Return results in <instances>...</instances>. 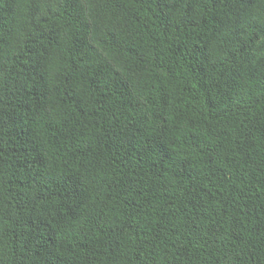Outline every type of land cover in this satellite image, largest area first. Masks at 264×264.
I'll return each instance as SVG.
<instances>
[{"label": "trees", "instance_id": "16d2710c", "mask_svg": "<svg viewBox=\"0 0 264 264\" xmlns=\"http://www.w3.org/2000/svg\"><path fill=\"white\" fill-rule=\"evenodd\" d=\"M0 264H264V0H0Z\"/></svg>", "mask_w": 264, "mask_h": 264}]
</instances>
